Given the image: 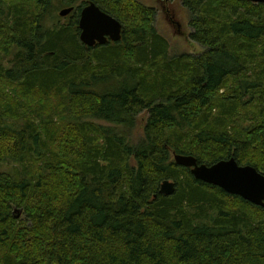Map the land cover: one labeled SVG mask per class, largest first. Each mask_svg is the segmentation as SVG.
I'll return each mask as SVG.
<instances>
[{"label": "trees", "instance_id": "obj_1", "mask_svg": "<svg viewBox=\"0 0 264 264\" xmlns=\"http://www.w3.org/2000/svg\"><path fill=\"white\" fill-rule=\"evenodd\" d=\"M88 2L118 42L80 43ZM181 4L196 55L137 0H0V264H264V208L170 153L264 176V5Z\"/></svg>", "mask_w": 264, "mask_h": 264}, {"label": "water", "instance_id": "obj_2", "mask_svg": "<svg viewBox=\"0 0 264 264\" xmlns=\"http://www.w3.org/2000/svg\"><path fill=\"white\" fill-rule=\"evenodd\" d=\"M255 4H263L264 0H243ZM70 13V10H61V17ZM78 27L80 29L79 41L81 44H92L95 40L103 42L104 37H110L113 41L118 40V25L110 17L101 13L93 5L82 9L79 16ZM94 45V44H93ZM92 46V45H91ZM176 162L182 166H195L192 170L194 176L207 183L216 185L226 192L238 195L251 203L260 205L264 198V180L252 170L245 172L233 162H223L210 169L197 167L193 159L189 157H175ZM173 187L163 183L161 193L172 194Z\"/></svg>", "mask_w": 264, "mask_h": 264}, {"label": "rangeland", "instance_id": "obj_3", "mask_svg": "<svg viewBox=\"0 0 264 264\" xmlns=\"http://www.w3.org/2000/svg\"><path fill=\"white\" fill-rule=\"evenodd\" d=\"M137 1H139L142 5L154 11L155 14L154 27L157 32L162 34L167 39L172 53L175 54L187 53L189 55L192 54L196 55L201 52V47H199L196 44H193L189 38V35L191 34V28L189 27V23L191 21L192 16L190 12L185 7H183V5L181 4V0H137ZM58 12L59 10H57L55 16L54 14L53 16L56 17ZM66 17H62L61 23L67 22L69 15ZM51 23L53 22H49V24ZM33 96H36L32 98L36 101L35 105L39 106L43 104L47 107V109L53 110V105L56 104L55 100L52 99L44 100L40 98L39 95H32V97ZM144 122H145V116L142 118V121L139 123V126L133 132L134 139H137L142 135ZM170 153L173 162H174L173 159L174 154L183 155L173 152Z\"/></svg>", "mask_w": 264, "mask_h": 264}, {"label": "bare ground", "instance_id": "obj_4", "mask_svg": "<svg viewBox=\"0 0 264 264\" xmlns=\"http://www.w3.org/2000/svg\"><path fill=\"white\" fill-rule=\"evenodd\" d=\"M249 2V1H248ZM252 3V2H251ZM253 4H255V3H253ZM88 5H93L94 7H96L101 13H103V14H105L104 12H102L95 4H93L92 2H88L84 7H86V6H88ZM83 7V8H84ZM82 8V9H83ZM67 10H70V13L72 12V8H66ZM82 9L80 10V12L82 11ZM63 10H65V9H63ZM60 12V11H59ZM58 12V13H59ZM80 12H79V16H80ZM70 13H68L66 16H68ZM106 16H108V17H110L109 15H107V14H105ZM66 16H64V17H66ZM60 18H62L61 16H59ZM112 20H114L116 23H117V25H118V35H117V39L118 40H116V41H113V39H111L110 37H104V39H103V42H100V41H97V40H95L92 44H83L84 46H86V47H93L95 44H97V45H99V46H102V45H105L106 44V42L107 41H110V42H118L119 40H120V38H121V25L118 23V21H116L114 18H112V17H110ZM78 21H79V18H78ZM79 28V27H78ZM80 29H79V34H80ZM79 34H78V37H79ZM79 39V38H78ZM94 44V45H93ZM92 45V46H91ZM189 157V158H191V159H193L194 161H195V159L193 158V157H191V156H189V155H173V159H174V163L177 165V166H180V167H183V168H188L189 170H190V175L195 179V180H197V181H201V182H203V183H205V184H207V185H209V186H213V187H217V188H219L220 190H222V191H224L226 194H228V195H234V194H231V193H228V192H226L224 189H222L221 187H219V186H216V185H213V184H210V183H207V182H205V181H203V180H201V179H198V178H196L195 176H194V174L192 173V170L193 169H195V166H182V165H179L177 162H176V159H175V157ZM223 162H233V163H235V165L237 166V167H239V168H241L242 170H244L245 172H247V170H252L257 176H259V177H261L263 180H264V176L263 175H261L257 170H255L253 167H250V166H238L237 164H236V162L233 160V159H230V160H227V161H220V162H217V163H215V164H213V165H211V166H205V165H198L197 163H196V161H195V163H196V166L197 167H201V166H203V167H205L206 169H210V168H212L213 166H215V165H217V164H219V163H223ZM163 183H167V184H169V185H172V187H173V192H174V190H175V186H174V184H173V182H170V181H168V180H164V181H162L161 183H160V185H159V189H158V193L160 194V195H163V196H170V195H172L173 194V192H172V194H170V195H167V194H165V193H161V189H162V186H163ZM235 196H238V195H235ZM238 197H240V196H238ZM242 200H244V201H246V202H248L249 204H251V205H253V206H256V207H261V208H264V198L262 199V201H261V204L260 205H257V204H254V203H251V202H249L248 200H245L244 198H242V197H240ZM14 212H17L16 210H14ZM20 214H21V211L19 210V212H17V214H16V218H19L20 217Z\"/></svg>", "mask_w": 264, "mask_h": 264}, {"label": "flooded vegetation", "instance_id": "obj_5", "mask_svg": "<svg viewBox=\"0 0 264 264\" xmlns=\"http://www.w3.org/2000/svg\"><path fill=\"white\" fill-rule=\"evenodd\" d=\"M192 55H194V54H192ZM234 160V159H233ZM225 161V160H224ZM227 161V160H226Z\"/></svg>", "mask_w": 264, "mask_h": 264}]
</instances>
